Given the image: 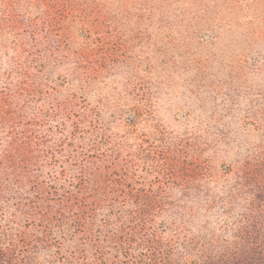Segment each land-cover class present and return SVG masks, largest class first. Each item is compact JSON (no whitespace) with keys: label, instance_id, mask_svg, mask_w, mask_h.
<instances>
[{"label":"rangeland","instance_id":"obj_1","mask_svg":"<svg viewBox=\"0 0 264 264\" xmlns=\"http://www.w3.org/2000/svg\"><path fill=\"white\" fill-rule=\"evenodd\" d=\"M0 264H264V0H0Z\"/></svg>","mask_w":264,"mask_h":264}]
</instances>
